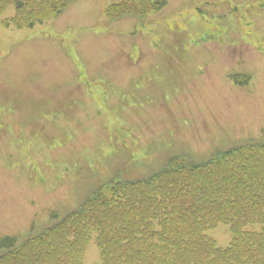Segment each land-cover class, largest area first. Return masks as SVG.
Here are the masks:
<instances>
[{"label":"rangeland","instance_id":"1","mask_svg":"<svg viewBox=\"0 0 264 264\" xmlns=\"http://www.w3.org/2000/svg\"><path fill=\"white\" fill-rule=\"evenodd\" d=\"M167 1L165 11L152 14L138 27L142 53L134 56L138 63L146 53L157 52L147 49L143 37L162 44L174 32L173 37L179 36L187 46L192 83L184 70L178 71L177 88L167 78L158 81L167 83L161 88H174V93L164 91V101H156L152 86L149 92L133 96L127 65L121 68L105 61L97 68L114 47L130 43L133 51L137 48L115 30L120 26L130 31L132 23L131 27L124 21L110 24L97 0H75L58 21L46 19L31 29L5 28L0 18V237L15 236L18 242L37 237L54 217L74 209L112 174L110 165L98 159L95 145L111 143L107 134L111 138L123 124L120 109L106 98L93 101L82 86V74L87 79L92 76L99 90L101 79L123 82L124 91L117 90L113 100H123L124 117L133 115L135 121L139 114L145 119L162 160L171 155L164 154L160 144L166 137L204 155L212 148L246 142L248 137L261 139L264 0ZM217 37L223 43L213 44ZM113 67L116 72H109ZM243 72L250 76L239 86L235 81L246 76ZM36 94L41 95L33 98ZM163 117L167 122H162ZM147 137L144 132L139 146L128 151L140 157L141 149L148 147ZM153 157L138 159L140 165L125 170V178L145 175ZM209 232L219 246H226L232 237L227 225ZM83 264H101L92 241Z\"/></svg>","mask_w":264,"mask_h":264},{"label":"trees","instance_id":"2","mask_svg":"<svg viewBox=\"0 0 264 264\" xmlns=\"http://www.w3.org/2000/svg\"><path fill=\"white\" fill-rule=\"evenodd\" d=\"M68 2L0 0V14L13 5L15 15L5 25L32 27ZM164 2H110L105 14L140 15ZM135 119L131 128L107 136L111 143L95 145L98 159L112 172L104 183L37 237L24 242L0 237V264H82L91 239L102 264H264V141L251 139L204 155L165 139L161 147L171 155L162 160L157 154L145 175L129 179L124 171L138 162L129 151L144 132L149 152L141 161L158 152L146 121ZM118 135L127 141H116ZM217 224L230 227L225 247L207 234Z\"/></svg>","mask_w":264,"mask_h":264},{"label":"bare ground","instance_id":"3","mask_svg":"<svg viewBox=\"0 0 264 264\" xmlns=\"http://www.w3.org/2000/svg\"><path fill=\"white\" fill-rule=\"evenodd\" d=\"M130 74L128 77L132 78L131 88L134 90H139L141 88V85L144 84L147 81V75L145 72H137V71H128ZM138 73V74H137ZM136 86V87H134ZM94 94L98 95L99 94L94 90Z\"/></svg>","mask_w":264,"mask_h":264}]
</instances>
